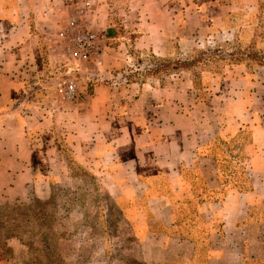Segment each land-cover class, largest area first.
Listing matches in <instances>:
<instances>
[{
  "label": "rangeland",
  "instance_id": "374dc122",
  "mask_svg": "<svg viewBox=\"0 0 264 264\" xmlns=\"http://www.w3.org/2000/svg\"><path fill=\"white\" fill-rule=\"evenodd\" d=\"M105 1L107 6L103 7L102 2L103 9L97 13L98 20L104 22L100 23L105 45L102 64H82L87 65V70L78 74L83 101L91 95V84L109 85L112 108L120 112L119 106H129L136 95L137 87L133 92L127 85L144 83L167 88L169 103L176 105L182 115L191 117L195 124H189L191 128L215 133L228 114L244 113L250 119V113H254L264 121V67L251 57L264 62V0H137L142 9L132 13L130 0ZM70 7L68 13L75 8L73 4ZM65 17H56L57 25L51 33L58 32L59 22ZM151 22L152 27L147 26ZM148 27L151 34L147 33ZM167 28L172 35L170 42H160L159 32ZM140 33L154 37L162 52L170 48L169 55L138 49L136 38ZM38 43L40 51L25 74L24 93L4 110L16 113L20 129L27 123L24 140L33 145L35 134L30 126L35 121V107L58 112L78 105L60 104L54 94L63 75L61 46L48 40ZM192 58L206 60L194 69V74L157 71L151 77L147 72L150 68L159 69L164 61ZM91 72L96 74L92 81L86 79ZM193 79L198 90L192 87ZM150 92L148 88L146 93ZM223 96L234 102L243 98L250 104L233 102L224 109L216 99ZM95 121L91 115H77L69 120L80 129ZM55 126L38 133L47 146L33 152L37 178L27 184L19 200L0 198V212H6L5 217L0 214V234L18 232L19 236L5 243L12 251L10 256L0 248V264H149L95 170L80 163L79 154L67 145L58 124ZM261 169L257 174L248 173L257 182L254 209L264 211V166ZM44 177H48L50 185L43 189L38 179ZM41 190H46V194ZM226 223L227 233L222 231L225 225L216 222V239L224 240V245L211 250L216 258L209 260L210 251L203 247L193 264H264V212H230ZM196 227L193 222V235L207 240L205 229Z\"/></svg>",
  "mask_w": 264,
  "mask_h": 264
},
{
  "label": "crops",
  "instance_id": "0c3cea01",
  "mask_svg": "<svg viewBox=\"0 0 264 264\" xmlns=\"http://www.w3.org/2000/svg\"><path fill=\"white\" fill-rule=\"evenodd\" d=\"M82 1L0 0V198L17 201L23 196L27 184L37 178L33 152L47 146L38 133L58 124L67 145L79 154L80 163L95 170L133 240L143 248L144 260L149 264H192L195 250L205 247L211 254L224 245L223 239H216V222L223 223L222 231L227 233L230 212H264L254 209L257 182L248 173L257 174L264 166V121L254 113L250 119L244 113H227L223 126L210 133L189 126L195 125L191 117L169 103L170 91L165 87L127 85L133 92L137 87L136 95L132 104L119 106L118 112L109 98L111 87L91 84L89 98L73 108L56 112L35 107L30 128L36 144L28 139L25 143L27 123L20 129L16 113L4 110L24 93L25 74L40 51L38 42L54 34L51 29L57 25L56 17L65 14V20L59 22L62 27L70 5L76 7ZM102 2L107 6L105 0H94L96 17ZM128 3L131 13L142 9L137 0ZM147 26L152 27V22ZM165 30L159 32V41L168 43L172 35ZM136 40L138 49L169 55L170 48L162 52L157 40L146 33ZM91 73L87 80L96 76ZM148 88L151 92L147 94ZM216 99L224 109L234 102L228 96ZM234 103L250 104L243 98ZM77 115H91L97 121L80 129L69 122ZM45 179H38L43 189L50 185L48 177ZM193 222L198 225L195 229L204 228L209 234L207 240L193 235Z\"/></svg>",
  "mask_w": 264,
  "mask_h": 264
},
{
  "label": "built area",
  "instance_id": "2783aa9c",
  "mask_svg": "<svg viewBox=\"0 0 264 264\" xmlns=\"http://www.w3.org/2000/svg\"><path fill=\"white\" fill-rule=\"evenodd\" d=\"M103 31L96 17L94 0H83L69 13L63 27L48 38L63 50L62 80L54 88L60 104L83 102L84 92L78 74L87 67L82 64L101 66L105 48Z\"/></svg>",
  "mask_w": 264,
  "mask_h": 264
},
{
  "label": "trees",
  "instance_id": "16d2710c",
  "mask_svg": "<svg viewBox=\"0 0 264 264\" xmlns=\"http://www.w3.org/2000/svg\"><path fill=\"white\" fill-rule=\"evenodd\" d=\"M253 58V60L257 63V65L264 67V62H262L260 59L256 58V56H251ZM154 58V56H153ZM202 61H206L202 58L198 59V58H192L191 60H187V61H176V62H169V61H164L162 62V64L160 65L159 69H155V68H150L147 72L148 74L152 77L155 72L160 71L163 73H170V72H190L191 74H194V69L200 64L202 63ZM192 82V87L194 90H198L197 89V84L195 82V80H191ZM134 83V82H132ZM46 181L48 180L47 178L45 179ZM18 209V208H17ZM6 212H0V214H2L4 216ZM5 217V216H4ZM17 227V226H16ZM0 230H2V227L0 226ZM16 231V229L14 230ZM18 232H13L11 234H4V236H2L0 234V248L5 249L4 252L6 253V255H11V249L7 248V245L5 244L6 241L10 240V239H19V236L17 234ZM216 236H219L216 234ZM3 241V242H2ZM29 248L32 249V246H30ZM203 248L197 249L195 250L194 253V257H193V263H196V259L199 256L200 250H202ZM208 255V259H213L216 258V255L212 252L211 254H207ZM192 263V264H193Z\"/></svg>",
  "mask_w": 264,
  "mask_h": 264
}]
</instances>
